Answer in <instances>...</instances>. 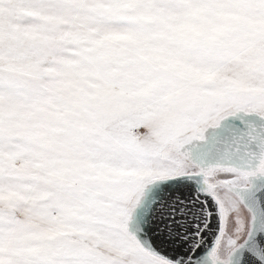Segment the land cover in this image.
I'll use <instances>...</instances> for the list:
<instances>
[{
    "label": "snow or ice",
    "instance_id": "1",
    "mask_svg": "<svg viewBox=\"0 0 264 264\" xmlns=\"http://www.w3.org/2000/svg\"><path fill=\"white\" fill-rule=\"evenodd\" d=\"M0 264H264V0H0Z\"/></svg>",
    "mask_w": 264,
    "mask_h": 264
}]
</instances>
